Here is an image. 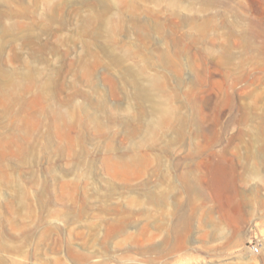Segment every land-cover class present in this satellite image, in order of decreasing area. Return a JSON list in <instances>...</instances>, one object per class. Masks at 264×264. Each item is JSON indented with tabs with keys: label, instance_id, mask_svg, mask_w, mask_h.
Instances as JSON below:
<instances>
[{
	"label": "rangeland",
	"instance_id": "374dc122",
	"mask_svg": "<svg viewBox=\"0 0 264 264\" xmlns=\"http://www.w3.org/2000/svg\"><path fill=\"white\" fill-rule=\"evenodd\" d=\"M0 264H264V0H0Z\"/></svg>",
	"mask_w": 264,
	"mask_h": 264
},
{
	"label": "built area",
	"instance_id": "2783aa9c",
	"mask_svg": "<svg viewBox=\"0 0 264 264\" xmlns=\"http://www.w3.org/2000/svg\"><path fill=\"white\" fill-rule=\"evenodd\" d=\"M249 250L253 253V254H257L260 252V244L258 242H254L251 243L249 245Z\"/></svg>",
	"mask_w": 264,
	"mask_h": 264
}]
</instances>
